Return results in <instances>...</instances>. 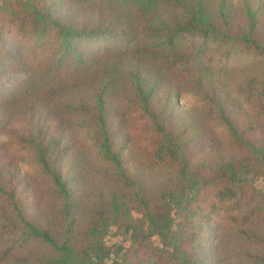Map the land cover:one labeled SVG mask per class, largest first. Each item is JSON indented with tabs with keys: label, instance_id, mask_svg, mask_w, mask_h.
Masks as SVG:
<instances>
[{
	"label": "trees",
	"instance_id": "obj_1",
	"mask_svg": "<svg viewBox=\"0 0 264 264\" xmlns=\"http://www.w3.org/2000/svg\"><path fill=\"white\" fill-rule=\"evenodd\" d=\"M59 1H0L1 50L8 53L3 45L9 42L30 44L28 56L13 53L15 60L0 63V92L13 81L3 99L14 100L19 92L24 99L32 96L39 102L64 88L62 74L69 63L75 62V69L82 66L79 77L89 72L86 78L96 80L102 66L130 53L155 65L152 68L159 84L196 92L204 108L177 118L166 106L170 97L164 105L154 102L153 85L132 73L133 96L128 107L114 113L117 127L121 126L117 141L109 123L111 111L99 96L93 115L82 126L96 158L119 171L100 172L102 178L114 180L124 191L95 209L77 230L71 229L72 197L56 167L66 147L58 132L39 128L34 140L28 142L29 159L48 177L63 201L44 224H38L26 212L14 173L0 172V264H206L212 229L231 230L234 237L251 240L253 227L264 226V191L250 180L264 176V80L249 78L240 86L239 92L251 106L244 110L234 105L235 100L219 82L202 81L193 66L234 55H264V0H248V31L235 22L228 0H162L168 15L156 25L150 0H115L123 4L111 21L89 23L86 19L79 21L82 26L53 18ZM65 1L71 2L69 5L82 3L84 11L89 10V1L100 2ZM256 26L263 41L253 37ZM137 35L153 42L137 43L123 51L108 47L93 54L82 53L74 45L82 38H110L121 44ZM207 42H214V46L203 51ZM202 56L204 60H198ZM44 73L50 76L37 87L36 80L43 79ZM30 80L34 82L29 84ZM67 85H72L71 80ZM207 120L224 126L239 158L215 161L201 156L209 134ZM129 143L132 156L144 164L175 169L176 184L149 195L137 179L129 181L121 159ZM110 227L116 228L117 235H129L127 249L104 244ZM61 229L63 239L58 241ZM152 237L159 245L151 243ZM32 242L42 245L45 253L36 258L17 255V250ZM259 264H264V254Z\"/></svg>",
	"mask_w": 264,
	"mask_h": 264
},
{
	"label": "rangeland",
	"instance_id": "obj_2",
	"mask_svg": "<svg viewBox=\"0 0 264 264\" xmlns=\"http://www.w3.org/2000/svg\"><path fill=\"white\" fill-rule=\"evenodd\" d=\"M1 1V0H0ZM80 2V1H77ZM150 7L155 10L154 25L158 21L167 17V9L162 4V0H150ZM233 9L235 22L248 31V0H228ZM62 0L57 2L52 12L53 18L60 23L71 21L72 24L82 26L81 20L93 23L95 21H111L118 13V9L123 4L115 0H100L88 2V9L84 11L82 3ZM181 7L184 4H180ZM71 19V20H70ZM79 23V24H78ZM253 37L258 41H263L261 31L256 26L252 32ZM153 41L142 35H137L124 43H116L114 39H94L82 38L74 42L76 48L82 53H97L112 47L113 49L127 50L139 45L149 44ZM201 44V41L195 42ZM0 63L12 62L15 60L13 53L27 55L30 44L22 41L21 45L9 42L1 50ZM198 46V45H197ZM214 42H207L203 51H210ZM202 48L198 46L197 48ZM28 56V55H27ZM126 54L119 60H111L101 67L98 79L86 78L89 72L84 74V78L78 74L81 68L75 69V62L69 63L65 68L62 78L64 88L41 101L32 100V96L23 98L18 92L14 100L5 97L4 92L13 85L10 82L0 92V172L12 171L16 181V189L24 203V207L29 216L44 224L50 212L61 206L62 198L53 191V185L48 177L43 174L39 166L29 158V143L34 140L36 131L45 127L58 132L61 141L65 145L63 156H61L56 167L60 174L61 181L65 183L69 190L73 208L71 211V229L77 230L83 227L91 213L105 204L114 194L124 191L114 180L102 178L103 173H117V168L106 165L99 161L92 151V144L87 138L83 121L91 117L98 97L108 104L111 111L109 123L115 130L119 141L121 136V126L117 127V118L114 113L128 107V102L134 93V79L132 73L147 79L149 85H153V101L164 105V100H168L166 106L172 108L173 115L177 118L186 116L203 110L201 97L188 87H172L164 83L159 84L155 74L153 63H147L142 58ZM198 60H204V56ZM197 60V61H198ZM84 68V67H83ZM193 70L198 73L202 81L214 80L219 82L229 96L235 100V106H240L244 110H250L251 106L246 103L239 92L240 86L249 78L264 80V55H234L228 59H220L207 63L197 62ZM55 73V72H54ZM53 74V72H52ZM49 74L44 73L43 79L38 77L35 85L41 87L49 78ZM71 80V86L69 81ZM78 81V82H77ZM29 81V84L33 83ZM65 84L67 86H65ZM209 127L208 138L204 140L201 148V156H208L215 161H227L239 158V154L228 142L226 130L222 124L213 120H207ZM122 169L128 176L129 181L137 179V184L142 186L144 193L149 195L159 194L167 185L176 184L177 172L169 167H150L144 162L132 156L130 153V143L121 153ZM100 172L102 174H100ZM104 175V174H103ZM257 189L264 191V176L250 178ZM133 190L132 188L128 191ZM127 191V190H126ZM8 212H6L7 215ZM135 217H139L134 214ZM1 219V214H0ZM1 223V222H0ZM62 231L57 234L58 241L62 240ZM231 230L216 229L211 230L207 238L208 256L206 264H259L260 258L264 254V226L253 227L251 240L234 237ZM108 247H122L127 249L130 245L129 235H117L116 228L110 227L103 239ZM153 245H159L158 239H150ZM19 256H30L36 258L45 253L42 245L32 242L28 243L16 251ZM112 257V256H111ZM259 259V260H258Z\"/></svg>",
	"mask_w": 264,
	"mask_h": 264
}]
</instances>
